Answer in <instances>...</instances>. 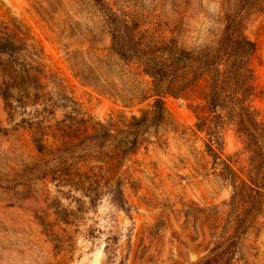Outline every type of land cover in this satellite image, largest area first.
Masks as SVG:
<instances>
[{
  "label": "rangeland",
  "instance_id": "obj_1",
  "mask_svg": "<svg viewBox=\"0 0 264 264\" xmlns=\"http://www.w3.org/2000/svg\"><path fill=\"white\" fill-rule=\"evenodd\" d=\"M98 1L103 5L0 0V19L16 20L41 53L37 93L8 91L11 82L0 71V264H194L237 231L232 181L257 174L259 211L239 236L231 264H264V160L251 169L252 155L234 124L215 121L207 75L176 83L177 95L163 97L164 119L117 165L124 209L111 202L105 174L89 166L96 160L86 157L71 168L73 118L83 112L115 131L149 111L152 101L130 100L151 78L111 48L105 11L123 19L142 44L193 51L213 46L227 17L238 12L255 46L244 104L264 133V0ZM35 131L43 133L41 151Z\"/></svg>",
  "mask_w": 264,
  "mask_h": 264
},
{
  "label": "trees",
  "instance_id": "obj_2",
  "mask_svg": "<svg viewBox=\"0 0 264 264\" xmlns=\"http://www.w3.org/2000/svg\"><path fill=\"white\" fill-rule=\"evenodd\" d=\"M94 1L99 2V6L103 5L101 1ZM105 16L110 26L111 48L122 59L137 61L141 72L151 78L149 87L137 90L130 98L135 103L152 98L150 110L131 115L128 123L115 131L99 121H91L81 112L79 119L73 118L71 121V168L86 157L96 160V165L89 166L105 174L104 186L111 194V202L124 209L126 199L120 183L114 181L117 165L144 141V135L151 127L164 119L166 111L163 97L167 94L177 95L179 87H175V84L189 75L191 78L207 75L206 100L213 118L217 122L226 119L234 124L252 155L250 167L255 170L259 162L264 160V133L253 111L244 104L245 93L252 79L249 59L255 46L243 32V17L238 12L231 14L213 46L193 51L167 43L142 44L133 31L129 32L131 27L118 15L105 11ZM40 58V50L33 44L25 28L14 19H0V71L7 76L5 80L11 82L10 86H6L8 91L17 90L26 96L37 93L36 71L40 69ZM218 109L223 111V115ZM78 120H81L82 127L77 126ZM42 134L38 135L35 131L32 135L39 151L43 149L39 137ZM207 150L212 157H217L211 145L207 146ZM225 167L230 169L228 165ZM259 175L247 182L232 181L235 190L230 205H238L231 218L237 231L217 239L194 264H231L239 236L259 211L262 195V182L257 181ZM227 178L234 180L232 169ZM87 180L89 186L95 182L92 178Z\"/></svg>",
  "mask_w": 264,
  "mask_h": 264
}]
</instances>
